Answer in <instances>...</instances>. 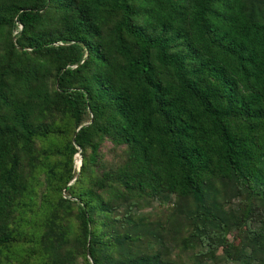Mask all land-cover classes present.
Listing matches in <instances>:
<instances>
[{"label": "trees", "instance_id": "1", "mask_svg": "<svg viewBox=\"0 0 264 264\" xmlns=\"http://www.w3.org/2000/svg\"><path fill=\"white\" fill-rule=\"evenodd\" d=\"M0 264H264V0H0Z\"/></svg>", "mask_w": 264, "mask_h": 264}, {"label": "rangeland", "instance_id": "2", "mask_svg": "<svg viewBox=\"0 0 264 264\" xmlns=\"http://www.w3.org/2000/svg\"><path fill=\"white\" fill-rule=\"evenodd\" d=\"M104 151H105V148H104ZM76 165H77V169L79 170L80 169V166H81V158H80V156L79 155H77V157H76ZM146 212H151V214L152 215H156V216H158L159 215V213H160V211H159V209H156V210H152L151 208H148V209H146L145 210Z\"/></svg>", "mask_w": 264, "mask_h": 264}]
</instances>
